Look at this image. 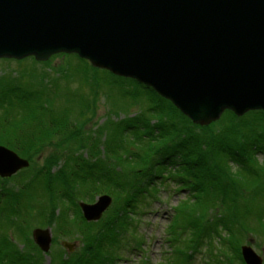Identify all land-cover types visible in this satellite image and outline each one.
Returning a JSON list of instances; mask_svg holds the SVG:
<instances>
[{"label": "trees", "instance_id": "1", "mask_svg": "<svg viewBox=\"0 0 264 264\" xmlns=\"http://www.w3.org/2000/svg\"><path fill=\"white\" fill-rule=\"evenodd\" d=\"M74 59L77 60L76 56ZM31 62L38 63L32 59ZM75 65L78 72L75 71L83 81L88 64L79 58ZM100 72L97 70L95 76L98 77L90 82L105 81L111 92H118L122 97L137 90L146 96L149 103L142 110L136 109L127 114H131V117L114 123L117 132L106 134V145L100 141L102 132L98 129L85 134L76 125L75 128L71 121H62L63 117H57L51 109H46L45 102H35V99L39 100L38 96H51L53 88H58L60 84L68 85L64 95L81 101L85 98V92L80 87L72 89L69 86L72 84L71 79L70 82L67 77L58 79L62 82L58 84V80L46 77L48 81L41 83V86L48 91L39 88L40 91L36 93L32 86L24 87L25 83H21V80L25 79L21 76L20 81L13 86L0 85V109L3 97L9 99L18 96L19 107L27 100L35 102L34 106L25 105L28 109L20 107L11 111L3 108L0 112V145L20 150L26 155L33 154L32 151L39 150L43 145L55 147L44 167L33 175L32 170L28 171L23 181L29 180L31 176L34 180L21 184V190L19 186L18 189L7 187V181L0 178V209L7 215L15 212L21 217L20 224L27 222L22 215L25 213L27 217L28 214L31 218L28 227L35 218L44 219L43 224L47 226L56 223V236L65 237L69 235L67 229H70L65 224L70 217L68 214H73L72 206L78 207V199L88 202L101 194L112 195L114 202L110 211L111 218L103 220L108 226L101 225L99 229L92 230L91 224L89 226L83 219L79 221V214L73 215L70 220L75 224L74 231L84 238V248L81 254L77 253L76 261L71 264H115L123 248L128 246L130 250H142L143 240L137 234L138 218L144 213L142 207H148L149 201L156 199L154 195L158 185L171 182L174 191L185 192L184 198L173 208L168 225L173 242L181 243V248L172 249L177 264L191 263L192 255L189 252L200 254L202 250L203 256H209L215 264H234L236 259L240 264H245L240 252L241 243L248 235H264V168L254 156L258 153L264 155V112L252 111L238 117L226 110L219 120L208 126H200L192 123L149 87L137 85L133 80L116 77L109 72L100 76ZM41 79L44 80L45 76ZM38 105L40 109H36ZM62 111V116L67 115L71 119L69 109ZM133 129H136L135 133H123ZM109 137H114L113 141ZM86 139L88 155L85 157L69 150L73 141L81 143L86 142ZM58 141L62 142L64 148L61 152L59 145H53ZM52 165L57 168L50 174L48 172H51ZM37 179L48 185H36ZM28 190L31 195L27 194ZM37 192L45 196L24 199ZM222 200H225L222 205L226 206V201L231 205L225 211L226 217L217 214L210 221L206 220L203 217L206 210L214 209V204ZM58 207L60 209L56 211ZM32 208L38 212V217L33 214L35 212L32 213ZM198 209L202 213L193 214ZM41 211L47 215H40ZM20 224H15L18 234L25 231ZM10 241L7 236L0 241V264L43 263L41 259L30 263L27 252L19 251ZM25 244L34 246L29 240ZM62 255V252L59 253V257L53 261L56 260V264H69V260H63ZM223 256L227 260L222 261Z\"/></svg>", "mask_w": 264, "mask_h": 264}, {"label": "water", "instance_id": "2", "mask_svg": "<svg viewBox=\"0 0 264 264\" xmlns=\"http://www.w3.org/2000/svg\"><path fill=\"white\" fill-rule=\"evenodd\" d=\"M60 52L151 88L192 123L264 111V0H0V57ZM28 165L0 145L1 178ZM97 199L79 204L87 219L111 200ZM33 237L49 249L48 228ZM240 252L263 264L251 246Z\"/></svg>", "mask_w": 264, "mask_h": 264}, {"label": "rangeland", "instance_id": "3", "mask_svg": "<svg viewBox=\"0 0 264 264\" xmlns=\"http://www.w3.org/2000/svg\"><path fill=\"white\" fill-rule=\"evenodd\" d=\"M75 56H76L77 60L74 59ZM31 59L35 60L33 55H28V56L20 58V59H15L12 57H0V85L3 86L5 84L6 86L7 85L13 86L14 83L20 81L19 76H21L23 79H25V80H21V83H23V84L25 83L24 87L30 85V86H32V90L36 93V92L40 91V90H38L39 88L40 89L43 88L44 92L48 91L44 86H41V83H44V81H48L46 79V77H49L51 80L54 79V81H56L58 79L62 80V79H64V77H67L68 81L71 79L72 84H69V86H71L72 89H74L76 87H80V88H82L83 92H85V98L80 99L81 101H77V98H74L73 96L70 99L69 97L64 95L63 92H65L66 86H68V85L62 86L60 84V83H62L61 80H58V84H60V85H58L59 89L54 87L51 96H50V94L48 95L45 93L46 95L43 97L38 96L39 100L35 99V102H37V103L38 102H42V103L45 102L44 107L46 109H51L53 111L54 115H56L57 117H63L62 121H64V120L71 121L73 123L74 127L76 125V127L84 133L85 132L93 133L92 132L93 130L98 129V131L102 132L100 141L104 142L105 145L108 143L106 134H111V133L117 132L116 125L114 123H116V122L118 123V121H120V119H123L125 117L126 118L131 117V116H129L131 114L127 115L128 113H133L134 110H136V109L142 110L141 108H145L147 105H149L148 100L146 99V96L144 94H141V93L139 94V92L137 90H134L130 95H126V96L122 97L121 95L118 94V92L117 93L111 92L108 89L107 85H105V81L100 82V83L99 82H97V83L90 82L91 80H94V77H98V76H95V75H97V73H96L97 70L101 71L99 74L100 76L105 75L104 72H109L111 75L116 76V77H121V76L115 75V74L111 73L108 69H105L103 67L94 66L87 59H82V60H84V62H86L88 64V71H87V73L84 74L85 76H84V79L82 81L79 78L80 74L77 73L78 68L75 65V64H77L79 57L74 53H71V54L63 53V52L55 53L53 55H50L45 60H35L38 62L37 64H33V62H31ZM68 63L71 64L70 69H68L70 67V64H68ZM44 64H46V65H44ZM43 76H45L46 80L41 79ZM106 76L108 77V75H106ZM86 77L89 79H87ZM28 78H30L31 83H29L30 81ZM121 78L133 80V79L127 78V77H121ZM133 81H135V80H133ZM136 83H137V85L138 84L142 85L141 83H138V82H136ZM49 84L51 86L53 85L52 83H49ZM5 85L3 87H5ZM93 90H95V92ZM153 92H155V91H153ZM18 100H19L18 96H11L9 99H6L3 97L2 103H1L2 109H0V112L3 110L4 107L10 109L11 111H14V109L17 110V109H21V108L22 109H28V107L34 106V104H35V102H32L33 100H27L26 102H23L21 100L23 103L20 105V107H21L20 108L17 105ZM146 103H148V104H146ZM25 105L28 107L26 108ZM40 107L41 106L38 105V106H36V109H40ZM63 109H69L70 110L71 114L69 113L68 115H71V119L66 114H65L66 116H64V115L62 116V112H63L62 110ZM0 115H1V113H0ZM59 115H61V116H59ZM217 120H219V119H217ZM213 122H215V121H212L206 125H200V126H208ZM194 124H196V123H194ZM197 125H199V124H197ZM80 130H78V131L80 132ZM135 131H136V129H133L130 132H123V133L131 134V133H135ZM89 135L93 136L94 134H89ZM109 138L112 141L114 139V137H109ZM11 141L13 142L14 140H11ZM53 142H54V140H53ZM57 143H59V141L55 142L53 145H59L60 152H61V150H64V148H62L63 145H61L62 142H60L59 144H57ZM72 143H70V145H69L70 151L73 150V152L76 155L82 154V157H85L86 155H88V154H86V150L88 149L87 139H86V142L76 143L73 141ZM114 143H118V141H114ZM114 143H111V145H114ZM4 146H6V145H4ZM7 148L10 150H13L10 147H7ZM102 148H103V146L100 145V149H102ZM54 149H55V147H52L49 145H43L41 148L39 147V150H36L35 152L32 151L33 154H28V155L24 154V152H22L20 150H18V151L13 150L14 152H16L18 154V156H20L23 159H26L28 161V163H30V165H28L27 168H24L22 170V172H19V173L17 172L16 174H14L11 177H6V178L0 177V178L7 181L5 183L7 185V187L18 189V186H19L20 190H21V184L30 183L31 181L34 180L33 176H31V177H29V180L23 181L26 174L29 173L28 171L32 170V169L38 170V169H41L42 167H44L47 163V157L50 154L54 153V151H53ZM129 149H131V148H129ZM129 149H127V150H129ZM125 153L126 152H124L123 154H125ZM254 156L257 157V161H258L259 165H261L264 168V162H263L264 155H263V153H261V154L258 153V154H255ZM114 157H116V156H113L112 158H114ZM240 165H241V163H240ZM56 168H57L56 166L52 165L51 166V172H48V173L53 174V171L56 170ZM32 175H33V173H32ZM35 181H36L35 182L36 185H38V184L48 185L46 182H43V180H41V179H37ZM18 183H20V184H18ZM174 188L175 187L173 186V183H171V182L170 183L166 182V183L160 184V185H158V187H156L157 192L154 195V197H156V199L155 200L151 199L149 201L150 203H149L148 207H142V210L144 211V213L142 215H140L138 218V220H140V222H138V224H137V234L139 235V237H142V240H143V246H142V248H140L142 250L141 251L130 250V249H128V246L126 248H123L119 252V254H118L119 258H117V260L115 261V264H177L178 260L176 257L174 258L175 255H174V251L172 249L177 248V247L181 248V243H179V241L176 243L173 242L172 235L169 233V230H168V225H169V222L172 218L173 208L178 205V203L181 199L184 198L185 192H183V190L178 191V192L174 191ZM212 189H208V190L211 191ZM20 192H22V191H20ZM212 192H214V190H212ZM27 194L28 195L30 194V190L27 191ZM101 195H99V196H101ZM34 196L39 198V197L45 196V195H42V194L37 192V193H34L32 196H27V198L25 196L24 199H26V200L27 199H33ZM2 197H5L6 199L8 198V196H2ZM119 198H121V195ZM110 199L111 200H110L109 205L102 212L100 218H98L97 220L96 219L95 220L87 219L86 216L84 215V212L82 211V208L80 207V205H78V207L72 206L71 209L73 210V214H72V212L70 214H68V216H70V217H69L68 221L66 220V223H65L66 228L70 227V229H67L68 230L67 232H69V235H67L65 237H63V236L57 237L56 236L57 235L55 233L56 223H51V224H48V226H47V225L43 224L44 219L33 217V218H35V220H32L31 224L28 227L27 225L31 220V218L28 217V214H26L27 217L25 216V213L22 215V218L27 222L26 223L22 222L20 224L21 217L17 216L15 214V212H10V214L7 215V214H4L3 209H0V212H1V214H0V241L5 236L9 237L11 239L10 243L15 244L19 251H22V252L26 251L27 252V254H28L27 257L29 258L30 263H32L33 261H39V259H41L43 262L42 264H56L57 263L56 260L55 261H53V260H54V258L59 257L58 254L62 252L63 253L62 259L66 260V261L69 260V262H70L69 264H71V263L76 261L77 253L81 254V252H82L81 250H83V248H84L83 235L75 232L74 231L75 224L71 223V221L73 219V215L75 216V215L79 214V217H80V218H78L79 221L81 222V220L83 219V221L85 223L89 224V226L91 224L90 227L92 230L99 229V226H101V225L108 226L107 223L103 220L104 219L107 220V219L111 218L110 211H111V208H112V205L114 202L112 195L110 196ZM26 200H25V202H26ZM97 200L98 199L96 197L95 199L88 201V202H84V203L94 204L97 202ZM85 201H87V200H85ZM222 201L214 204V205H216L214 207V209H210V208L207 209L206 214H203V217L206 218V220H208V221H210L214 215H216V217H217V214H222V215L224 214V216L226 217L225 211L229 210L228 207H230L231 205H230L229 201H226V206H224V205H222V203L224 204L225 200H222ZM81 202H83V201H80V199H78V203L80 204ZM234 204H235V202L233 201V205ZM59 209H60V207H58V209H55V210L59 211ZM33 212H35V213H33ZM5 213H7V212H5ZM32 213L35 214L36 217H38V212L34 211L33 208H32ZM32 213H31V215H32ZM190 213H191V211H190ZM197 213H202V211L199 209L197 210V212L193 211V214H197ZM43 214L47 215L45 212L41 211L40 215H43ZM115 223H114V225H115ZM7 224H9L8 227H7ZM15 224L16 225L20 224L21 226H23L25 231L20 232V234H18V232L16 233ZM77 225H80V224L77 223ZM109 226L112 227L111 224H109ZM38 228H42V229L48 228L50 231V243H49V249L47 251L41 250L34 240L33 231L38 229ZM27 232L29 235L27 234ZM10 233H11V235H10ZM263 236L258 235V234L253 235V236L248 235L243 240L241 245L251 246L254 249V251L262 257L263 264H264V237ZM28 240L31 243H34V246L36 248L33 249L34 246L29 245V244L27 246L25 243ZM22 242H25V243H22ZM63 242L70 243L73 246L71 248L66 247V246H64ZM185 246H187V245H185ZM38 248H39V251H38ZM59 249H61L62 251ZM203 252H204V250H202L199 254V253H191V251H190L189 253L192 255L191 260H190L191 263H187V264H209L210 261L212 262V264H215V262L212 261V259H210L209 256L204 257ZM215 252L218 253V250H215ZM103 255L105 256L104 253H103ZM221 260L224 261V260H227V258L225 256H223ZM236 260L237 261L234 264H240L239 260L238 259H236ZM144 262H146V263H144Z\"/></svg>", "mask_w": 264, "mask_h": 264}, {"label": "bare ground", "instance_id": "4", "mask_svg": "<svg viewBox=\"0 0 264 264\" xmlns=\"http://www.w3.org/2000/svg\"><path fill=\"white\" fill-rule=\"evenodd\" d=\"M252 111H258V110H251V111H247V112H252ZM259 111H260V110H259ZM263 112H264V111H263ZM233 114H234V113H233ZM221 115H222V114H221ZM221 115H220V117H221ZM234 115H235V116H238V115H236V114H234ZM238 117H240V116H238ZM215 121H216V120H215ZM29 165H30V163H29ZM22 170H23V169H22ZM22 170L18 171V173H19V172H22ZM37 171H38V170L32 169V173H33V174H36Z\"/></svg>", "mask_w": 264, "mask_h": 264}]
</instances>
